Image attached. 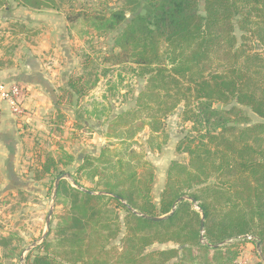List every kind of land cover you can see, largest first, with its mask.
I'll use <instances>...</instances> for the list:
<instances>
[{"label": "trees", "instance_id": "16d2710c", "mask_svg": "<svg viewBox=\"0 0 264 264\" xmlns=\"http://www.w3.org/2000/svg\"><path fill=\"white\" fill-rule=\"evenodd\" d=\"M24 1L36 9L49 4ZM109 11L94 19L98 33L118 32L113 39L118 51L104 61L135 64L141 77L163 93L162 101H172L158 106L164 116L183 103L185 120L206 129L181 144L188 164L170 165L158 206L150 199L151 173L141 181L134 174L119 178L117 186L108 184L106 195L98 196L60 182L56 198H67L70 206L59 218L57 248L44 242V254L26 264H194L193 248L204 255L212 252L215 264H233L238 243L221 246L246 237L257 240L263 264L264 0H145L144 14L130 18L118 8ZM81 16L66 19L73 23ZM85 86L81 78L69 79L78 98L89 91ZM151 95L160 99V93ZM215 103L233 106L211 131L207 126L219 114L212 108ZM243 109L260 121L247 124ZM52 171L56 164L47 156L35 178ZM182 197L193 199L198 210L187 200L178 202ZM107 202L124 212L122 220L106 210ZM118 235L122 249L113 253L107 245ZM154 244L177 248L147 252Z\"/></svg>", "mask_w": 264, "mask_h": 264}, {"label": "rangeland", "instance_id": "374dc122", "mask_svg": "<svg viewBox=\"0 0 264 264\" xmlns=\"http://www.w3.org/2000/svg\"><path fill=\"white\" fill-rule=\"evenodd\" d=\"M43 1L49 3L52 9L57 7L69 9V15L82 14L73 23H77L76 28L86 33V39L85 44L82 42L84 48H80L79 52H75L77 68L74 75L69 79L77 80L81 78L88 90H91L98 81L102 80L100 86L103 88L104 97L98 108H100V113L103 114L98 119L82 117L80 112L83 105H80L78 96L70 88L75 97L74 99L67 97V100L62 104L64 103V107L72 111L71 127L75 128L72 133L76 134V138L80 142L88 139L87 135L84 134L86 131L79 132L83 130L81 126L86 121L90 126L96 125L99 130L103 129V124H107V129L105 127L102 134L98 133L102 140H105L102 145L104 148L101 149L97 159L89 156L88 163L84 162L76 170H73V168L69 170L68 166L62 168L61 162L47 155L55 162L56 171L43 175L40 179H36L35 175L34 182L29 183L31 186H33V183L38 184L34 187L36 188L34 192H8L0 204V264H26V259L32 260L37 254H44V242H49L50 245L54 246V249L57 248L55 242L59 240L57 237L59 218L67 213L70 206L67 198L62 196L56 198L55 185L57 178H60L59 183L64 182L73 189L83 192L88 191L92 195L98 196L106 195L103 192H106L108 184L117 186V182L122 181L119 178L134 174L135 178L141 181L146 178L147 174L151 173L153 182L150 186V199L152 203L158 206L161 194L168 183L167 172L170 165L172 163L188 164V154L183 150L184 145L182 147L181 144L194 141L197 139L198 134L204 133L206 129L204 125L195 127L192 121L185 120L182 109L183 103L164 116V108H159L160 103L163 102L170 106L172 101L170 99H163L162 101V98H164L163 93L156 91L150 83L146 82L147 76L141 77V69L135 64L125 63L110 66L104 61L112 52L116 53L118 51L114 48L113 43V39L118 32L114 31L105 35L98 33L95 30L96 23L94 24V19L108 16L110 14L109 9L114 8L123 11L126 18H130L134 14H144L145 0ZM78 4L81 5V8ZM87 32H91L92 36L88 35ZM94 32L97 39L93 35ZM235 36L239 39L240 32L238 30H236ZM9 49H11L10 52L13 58L19 55L16 53L18 48L14 46L13 42ZM254 49L259 50L257 47H254ZM82 60L88 62L86 70L80 67ZM100 63L101 66H99ZM56 78H59V74L55 75ZM11 84L16 83H0V85L5 86ZM20 86L24 89L26 96V88L23 85ZM155 92L160 93V99L151 95ZM232 106L233 103L229 105L213 104L212 108L219 114L216 115L211 121L212 124L207 128L214 131L217 124L219 122L223 123L222 120H225L222 114L223 111L230 109ZM243 110L245 112L244 116L248 118L247 124L260 121L249 110ZM114 114L118 115L115 117ZM66 118V113L60 114L56 121L61 125L67 121ZM111 119L112 124H109L107 121ZM68 122L70 121L66 123ZM228 125H233L232 121ZM61 127L63 126L61 125ZM58 131L61 133L63 129L60 128ZM63 146H66V144ZM63 146L61 145L60 148L62 149ZM47 156H45L44 162ZM63 159L68 160L67 157H63ZM39 167L41 169V166ZM212 181L214 182V180ZM106 205V210L117 212L116 214L120 220L123 219L124 212L122 210L117 209L111 202H107ZM50 209H52V216L49 230L45 239H43ZM193 209L198 210L194 204ZM250 238L251 241L247 237L245 239L227 240L226 244L221 246L223 248L231 243H238L239 256L233 261V264H260V248L259 251L256 248L257 240L253 237ZM119 240L118 235L116 239H112L107 245V247L109 246L108 249L113 246V253L122 249ZM172 247L177 248L172 244H154L147 249V252ZM58 251H60V248L57 249ZM224 252L222 251V254ZM192 253L196 256L194 264H206L204 260L207 264H215L212 261V252L204 255L205 253L197 252L193 248ZM183 263L191 264L187 260H183ZM220 264H222V260Z\"/></svg>", "mask_w": 264, "mask_h": 264}, {"label": "crops", "instance_id": "0c3cea01", "mask_svg": "<svg viewBox=\"0 0 264 264\" xmlns=\"http://www.w3.org/2000/svg\"><path fill=\"white\" fill-rule=\"evenodd\" d=\"M68 13L69 9H52L49 4L36 9L24 0H0V83L20 84L27 91L20 116L0 104V204L8 192L36 190L38 184L29 183L34 182L45 156L57 159L62 168L76 170L89 156L97 159L104 148L105 140L98 133L102 134L107 124L101 131L85 120L79 132L86 131L88 139L80 142L72 133V111L62 104L67 97H75L68 82L77 68L75 52L84 48L86 39L77 23L67 21ZM93 35L97 39L95 32ZM12 42L18 48L16 58L9 49ZM80 67L86 70L87 60H82ZM56 74L59 78L55 79ZM101 81L79 98L84 118L98 119L103 114L98 108L104 97ZM65 113L70 122H63L61 127L56 120ZM107 122L112 124V119Z\"/></svg>", "mask_w": 264, "mask_h": 264}, {"label": "built area", "instance_id": "2783aa9c", "mask_svg": "<svg viewBox=\"0 0 264 264\" xmlns=\"http://www.w3.org/2000/svg\"><path fill=\"white\" fill-rule=\"evenodd\" d=\"M25 100L24 89L18 84L0 85V104H5L16 116L23 114L22 103ZM251 241L250 237H247Z\"/></svg>", "mask_w": 264, "mask_h": 264}, {"label": "water", "instance_id": "95a60500", "mask_svg": "<svg viewBox=\"0 0 264 264\" xmlns=\"http://www.w3.org/2000/svg\"><path fill=\"white\" fill-rule=\"evenodd\" d=\"M59 181H60V178H57V180H56V185H55V190H56V188H57V185H58V183H59ZM86 193H88V194H92L91 192H88V191H85ZM189 201L190 203H192V204H194V205H196V202L193 200V199H191V198H187V197H182V198H180L179 200H178V202H181V201ZM197 206V205H196ZM200 212V211H199ZM200 215H201V217H202V213L200 212ZM51 216H52V209H50L49 210V212H48V216H47V220H46V233L43 235V239H45V237H46V235H47V233H48V230H49V225H50V218H51ZM151 220L152 221H160V220H162V218H151ZM203 228V221H201V229ZM201 239H203L202 237H201ZM256 248H257V250L259 251V244L258 243H256ZM263 262V264H264V260L262 261Z\"/></svg>", "mask_w": 264, "mask_h": 264}]
</instances>
